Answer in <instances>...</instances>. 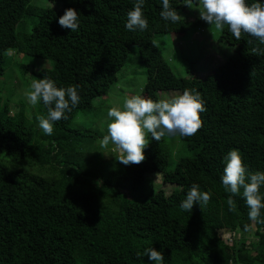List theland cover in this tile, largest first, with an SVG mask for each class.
Masks as SVG:
<instances>
[{
  "label": "trees",
  "instance_id": "16d2710c",
  "mask_svg": "<svg viewBox=\"0 0 264 264\" xmlns=\"http://www.w3.org/2000/svg\"><path fill=\"white\" fill-rule=\"evenodd\" d=\"M31 1L0 0V76L10 51L48 59L52 67L36 79L47 76L57 87L79 84L81 101L68 119L54 124L52 135L40 129L36 137L22 107L11 109L0 98V264H154L143 254L149 247L163 253L164 264H264V224L249 220L242 190L230 212L231 194L221 182L224 157L234 148L250 173L264 171V55L252 53L264 45L247 34L236 40L225 25L217 40L232 53L204 78L179 77L154 37L183 33L199 22L163 20L162 0H145L148 27L135 32L125 27L135 0H51L61 3L58 8ZM169 2L176 10L184 0ZM68 8L80 13L76 32L58 23ZM27 17L36 23L29 34H17ZM133 47L145 69L143 96L157 100L160 91L181 94L189 88L200 91L205 102L203 127L179 137L188 155L171 169L163 139L148 137L139 165L117 160L114 168L82 150L106 134L69 127L116 83ZM39 106L46 114L42 102ZM150 173L175 188L169 193L151 183L147 188ZM193 183L211 198L202 209L194 204L186 212L179 205ZM260 191L264 195V186Z\"/></svg>",
  "mask_w": 264,
  "mask_h": 264
},
{
  "label": "clouds",
  "instance_id": "9594fccd",
  "mask_svg": "<svg viewBox=\"0 0 264 264\" xmlns=\"http://www.w3.org/2000/svg\"><path fill=\"white\" fill-rule=\"evenodd\" d=\"M144 4L145 0H135L132 10L127 13L125 27L128 31L147 29ZM184 5L192 9L193 0H184ZM198 5L200 18L211 26L214 25L218 31H223L227 25L236 40H240L242 34H247L264 45V3L259 0L251 4L246 0H198ZM160 16L173 23L182 18L169 0H162ZM79 17L78 10L68 8L59 17L58 23L61 27L76 32L79 28ZM252 53L257 56L264 55V49L253 48ZM79 89V84L57 87L56 82L47 76L32 80L25 95L32 106L43 103L46 114L38 115L36 119L46 135H52L54 124L68 119L67 113L79 105ZM206 110L201 92L197 89L185 88L181 94L159 100L140 94L126 97L122 107L108 109L107 134L100 141V147L107 148L111 143L120 152L117 158L120 163L125 166L139 165L146 159L143 150L149 143V136L157 142L165 136H194L203 127L200 114ZM224 162L221 182L225 191L231 194L227 199L228 210H236L234 197L241 195L242 190V197L249 208V220L264 224V218L261 217L264 195L260 191L264 186V171L250 173L243 163L242 153L235 148L227 152ZM210 198V192L201 191L200 186L193 183L179 207L183 211L191 212L194 204H198L202 209ZM247 228L248 225H245V230ZM143 254L154 264H164L161 251L149 247L144 249ZM140 255L137 254L138 257Z\"/></svg>",
  "mask_w": 264,
  "mask_h": 264
},
{
  "label": "rangeland",
  "instance_id": "374dc122",
  "mask_svg": "<svg viewBox=\"0 0 264 264\" xmlns=\"http://www.w3.org/2000/svg\"><path fill=\"white\" fill-rule=\"evenodd\" d=\"M31 4L43 8H58L61 5L59 1L51 0H32ZM176 12L182 16L181 19L197 20L199 24L183 33L156 35L154 37L155 44L175 75L187 78H204L232 53V48L226 43L218 42L217 37L220 31L214 25L211 26L200 18L198 1L193 2L192 9L186 7L182 2ZM35 23L36 18H24L16 27V33L29 34ZM52 65L48 59L30 57L10 51L7 54L6 69L0 76L2 102H8L11 109L22 107L28 124L35 130L36 137L41 129L36 117L43 113L39 112V103L36 106L28 103L25 93L29 90L32 80L37 78L44 69L51 68ZM145 83V69L138 60L136 48L133 47L127 65L117 73L116 83L108 89L104 96L94 99L90 111L84 115L78 114L69 127L72 129L88 127L97 130L102 135L107 134L108 109L122 107L126 97L136 94L143 95L142 90ZM177 94H180L177 90L160 91L157 93V100ZM162 139L164 147L169 153L171 169L179 157L187 156L188 153L185 150V144L179 140V136H165ZM101 140L102 138H99L90 144L85 143L82 150L97 154L102 162L116 168L118 166L117 158L120 155L119 150L111 143L107 148H101ZM146 181L147 188L152 184V189H163L166 193L175 188L164 185L159 173L148 174ZM219 234L224 238V241L231 243V237L226 231H220ZM251 239H254L253 236Z\"/></svg>",
  "mask_w": 264,
  "mask_h": 264
}]
</instances>
